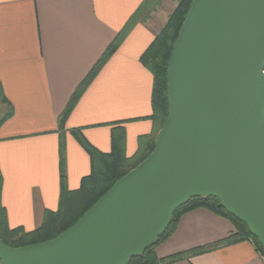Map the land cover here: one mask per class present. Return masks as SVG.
I'll return each instance as SVG.
<instances>
[{
	"label": "crops",
	"instance_id": "crops-1",
	"mask_svg": "<svg viewBox=\"0 0 264 264\" xmlns=\"http://www.w3.org/2000/svg\"><path fill=\"white\" fill-rule=\"evenodd\" d=\"M143 1L0 0V84L13 109L0 124V204L9 228L32 231L45 211L58 208L61 172L68 190H76L90 173L89 156L70 129L81 127L94 147L109 153L111 129L120 126L127 157L135 153L138 137L151 132L153 76L140 56L172 11L159 6L130 28L64 128L57 125L76 85ZM233 232L230 219L193 209L179 216L155 253L166 257ZM170 264H264V258L245 239Z\"/></svg>",
	"mask_w": 264,
	"mask_h": 264
},
{
	"label": "water",
	"instance_id": "water-1",
	"mask_svg": "<svg viewBox=\"0 0 264 264\" xmlns=\"http://www.w3.org/2000/svg\"><path fill=\"white\" fill-rule=\"evenodd\" d=\"M152 151L50 240L0 264H126L189 199L213 196L264 247V0H192Z\"/></svg>",
	"mask_w": 264,
	"mask_h": 264
},
{
	"label": "trees",
	"instance_id": "trees-1",
	"mask_svg": "<svg viewBox=\"0 0 264 264\" xmlns=\"http://www.w3.org/2000/svg\"><path fill=\"white\" fill-rule=\"evenodd\" d=\"M191 1L180 0L177 3V6L169 15L160 32L140 56L141 63L153 76L151 92L152 113L147 117L152 120L153 125L150 133L138 137L135 153L130 157L125 155L124 130L120 126H115L111 129V150L109 153L101 152L94 147L82 134L81 127L70 129L69 132L71 135L89 156L90 173L81 179L80 185L76 190H68L66 175L64 172H61L59 176L58 208L55 211H45L41 224L32 231H24L22 227L9 228L5 209L0 204V238L4 244L9 247H21L44 242L55 237L70 227L108 190L115 180L142 162L152 151L156 135L168 114L166 78L168 58ZM156 2L157 0H144L141 3V8L139 7L140 9L128 18L124 26L107 45L91 69L76 85L64 109L57 118L59 129L64 128L65 121L80 96L95 78L103 64L121 44L130 28L137 21H145L148 18L149 12L154 10ZM0 101L6 106V110L0 117L1 124L3 120L11 116L13 111L11 103L3 94L1 84ZM197 208H206L220 216L230 219L235 226V232L210 245L182 251L162 258L157 257L155 253L156 245L165 240L173 232L179 216L186 211ZM245 239L251 240L264 258V247L252 235L248 226L238 218L229 214L217 198L213 196L193 197L174 211L171 222L164 233L155 240L153 245L144 250L139 256L130 258L126 264H170L182 259H188L195 254L213 250L217 246L232 244Z\"/></svg>",
	"mask_w": 264,
	"mask_h": 264
},
{
	"label": "rangeland",
	"instance_id": "rangeland-1",
	"mask_svg": "<svg viewBox=\"0 0 264 264\" xmlns=\"http://www.w3.org/2000/svg\"><path fill=\"white\" fill-rule=\"evenodd\" d=\"M180 0H157V2H156V4H155V6H154V10L156 9V8H158V6H159V8H164V7H166V9H167V11H170V9H172V11H171V13L173 12V10H174V8L177 6V3L179 2ZM164 4V5H163ZM153 10V11H154ZM153 11H151V12H149V14H148V18H147V20L150 18V16H151V14H152V12ZM170 13V14H171ZM169 14V15H170ZM169 17V16H168ZM168 19V18H167ZM167 19H166V21H167ZM166 21H165V23H166ZM164 23V24H165ZM164 26V25H163ZM162 26V27H163ZM161 27V28H162ZM161 30V29H160ZM160 30H159V32H160ZM158 32V33H159ZM157 33V34H158ZM4 106V107H3ZM6 110V106L4 105V104H2L1 103V101H0V117L2 116V114H3V112ZM52 239V238H51ZM50 240V239H49Z\"/></svg>",
	"mask_w": 264,
	"mask_h": 264
},
{
	"label": "built area",
	"instance_id": "built-area-1",
	"mask_svg": "<svg viewBox=\"0 0 264 264\" xmlns=\"http://www.w3.org/2000/svg\"><path fill=\"white\" fill-rule=\"evenodd\" d=\"M178 1V0H177Z\"/></svg>",
	"mask_w": 264,
	"mask_h": 264
}]
</instances>
